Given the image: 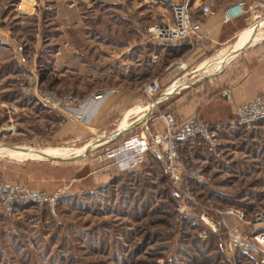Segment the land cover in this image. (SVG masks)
Segmentation results:
<instances>
[{
	"label": "rangeland",
	"instance_id": "rangeland-1",
	"mask_svg": "<svg viewBox=\"0 0 264 264\" xmlns=\"http://www.w3.org/2000/svg\"><path fill=\"white\" fill-rule=\"evenodd\" d=\"M174 1L158 4L170 7ZM134 6L94 3L79 9L78 24L56 23L53 10L37 15L17 7L0 9V17L10 11L17 16L10 22L0 18V58L10 52L12 61L6 62H13L11 75L0 84V147L28 151L22 158L0 151V177L47 192L66 186L54 208L25 204L9 214L0 212V264H262L264 253L244 243L228 246L229 228L238 227L245 244L264 233V221L256 220L264 210L262 122L246 129L233 124L234 117L221 120L229 123L218 134L217 159L201 148L181 150L206 176L193 184L192 206L181 208L170 197L169 178L156 154L148 152L121 170L105 156L120 141H106L104 130L94 132L90 123L87 127L65 117L64 104L50 106L69 97L75 100L70 106L80 108L92 95L121 84L140 86L147 105L142 88L154 63L145 45L153 44L146 29L153 14L158 22L164 11ZM155 45L159 53L161 44ZM221 69L210 59L203 70ZM160 85L163 91L167 84ZM137 108L142 109L131 113ZM158 111L139 113L147 115L146 127L128 134L149 136L160 127V120L153 119ZM71 124L81 130L60 137ZM10 125L14 129L6 131ZM225 208L242 213L243 220L217 213Z\"/></svg>",
	"mask_w": 264,
	"mask_h": 264
},
{
	"label": "crops",
	"instance_id": "crops-1",
	"mask_svg": "<svg viewBox=\"0 0 264 264\" xmlns=\"http://www.w3.org/2000/svg\"><path fill=\"white\" fill-rule=\"evenodd\" d=\"M158 1L160 0H0V9L9 12L16 11L17 7L27 13L35 10L37 15L41 9L53 10L55 15L52 19L55 18L56 23L78 24L81 19L79 9L90 7L94 3L116 5L124 2L137 8L147 6L156 12H168L170 7L158 4ZM198 1L207 5L210 12L202 14L198 11L194 15L201 28L193 44L171 47L181 51L175 57L168 56L169 51L165 47L157 53L154 43L145 44L148 55L153 56L151 61L154 63L149 79L159 78L161 84H167L163 91H169L166 98L155 103L154 108L156 107L158 112L170 111L179 120L197 113L206 122L214 123L234 117V110L239 104L250 100L257 93L264 92V0ZM238 1L244 2L243 12L228 20L224 19L223 9ZM11 11L0 18H10L9 22L13 21L17 16L11 14ZM152 17L154 20L149 24L158 20L156 14ZM9 29L6 28L7 31L3 33L6 35ZM162 53L165 54L164 61L159 62L157 58H161ZM8 54L0 58V84L11 75L8 69L13 62H6L12 61L10 52ZM210 59L214 60L216 68L222 69L216 73L204 74L203 69ZM180 62H184L183 68L178 67ZM135 85L107 87L104 90L114 91H109L103 99L91 100L84 108H80L87 116L92 131L104 130V133H108L107 136L111 140L106 141L136 139L139 136L130 135L129 131L135 127H146L147 115L138 114L148 111L146 107L150 106L152 100L145 105L140 86ZM156 98L157 96L153 99ZM137 106L142 109L137 108L131 113V109ZM149 108L152 111L151 106ZM125 114L129 115L120 123ZM79 128L80 126L71 124L67 129L61 130L59 136L65 137L72 130Z\"/></svg>",
	"mask_w": 264,
	"mask_h": 264
},
{
	"label": "built area",
	"instance_id": "built-area-1",
	"mask_svg": "<svg viewBox=\"0 0 264 264\" xmlns=\"http://www.w3.org/2000/svg\"><path fill=\"white\" fill-rule=\"evenodd\" d=\"M243 6V1L226 6L222 11L224 19L228 20L242 13ZM198 11L206 14L210 12V9L198 0L190 3L187 0H175L170 3L169 11L162 14L158 22L146 29L147 38L153 43L161 45L179 42L193 44L201 28L199 21L192 20ZM178 67L183 68L184 62H180ZM160 84L159 78L155 77L142 88L143 94L152 100L150 103L152 109L156 102L166 98L169 93L168 90L161 91ZM109 91L112 92L114 89L92 95L80 103L79 107L84 108L91 100L103 99ZM154 96H157L155 100ZM73 101L75 100L69 97L56 99L50 101V106L54 109L60 104H64L66 106L65 117L88 127L89 120L82 109L70 106ZM147 109L149 110V108ZM153 119L160 120V127L155 128L149 136L142 132L136 139L121 141L116 147L108 150L105 156L113 158L121 170H127L136 165L145 154L153 152L163 162L170 182L171 197L177 201L181 208L192 206L194 203L193 184L205 181L206 176L202 167L190 164L188 157L181 154V150L185 146L201 148L217 159L220 156L218 134L222 127L229 122L208 123L197 113L178 122L171 113L166 111L158 112ZM145 120L147 121V118ZM231 122L246 129L256 127L259 122L264 124V92L257 93L250 100L239 104L234 110V119ZM13 129L12 125L5 128L6 131ZM107 139L111 140L109 136ZM65 191L66 186L47 192L0 177V212L9 214L15 208L25 204L54 208L65 195ZM217 213L222 217L231 216L237 221L243 220V214L232 208L217 210ZM256 217L257 221H264V210ZM203 218L206 223L212 226L216 225L208 216ZM228 236V246L231 249L244 243L243 245L249 250L257 254L264 253V233L262 232L252 235L253 244H245V236L242 235V231L238 227L229 228ZM260 262L264 264L263 257Z\"/></svg>",
	"mask_w": 264,
	"mask_h": 264
},
{
	"label": "bare ground",
	"instance_id": "bare-ground-1",
	"mask_svg": "<svg viewBox=\"0 0 264 264\" xmlns=\"http://www.w3.org/2000/svg\"><path fill=\"white\" fill-rule=\"evenodd\" d=\"M1 152H5L11 157L15 158H22L28 156V151L27 150H21V149H12L8 147H0Z\"/></svg>",
	"mask_w": 264,
	"mask_h": 264
},
{
	"label": "trees",
	"instance_id": "trees-1",
	"mask_svg": "<svg viewBox=\"0 0 264 264\" xmlns=\"http://www.w3.org/2000/svg\"><path fill=\"white\" fill-rule=\"evenodd\" d=\"M192 20H197V19L193 17ZM174 45H176V46H178V45L182 46V45H187V43H186V42H179V43H176V44L161 45L160 48L165 47L166 50L169 51V55L175 57V56H177L181 51H180V50L176 51V50L172 49L171 47H173ZM166 112H169V113L173 114V113L170 112V111H166ZM173 115H174V114H173ZM174 117H175L176 121H178V122L181 121V120H179L178 118H176L175 115H174ZM170 197H171V196H170ZM171 198L174 200L173 197H171Z\"/></svg>",
	"mask_w": 264,
	"mask_h": 264
},
{
	"label": "water",
	"instance_id": "water-1",
	"mask_svg": "<svg viewBox=\"0 0 264 264\" xmlns=\"http://www.w3.org/2000/svg\"><path fill=\"white\" fill-rule=\"evenodd\" d=\"M148 113L150 114L149 110H148ZM50 157V156H49Z\"/></svg>",
	"mask_w": 264,
	"mask_h": 264
}]
</instances>
